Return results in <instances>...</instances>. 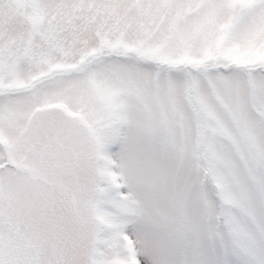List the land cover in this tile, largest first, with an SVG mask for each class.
I'll list each match as a JSON object with an SVG mask.
<instances>
[{
	"label": "snow or ice",
	"instance_id": "snow-or-ice-1",
	"mask_svg": "<svg viewBox=\"0 0 264 264\" xmlns=\"http://www.w3.org/2000/svg\"><path fill=\"white\" fill-rule=\"evenodd\" d=\"M0 264H264V0H0Z\"/></svg>",
	"mask_w": 264,
	"mask_h": 264
}]
</instances>
